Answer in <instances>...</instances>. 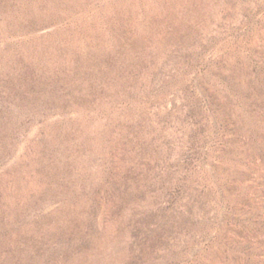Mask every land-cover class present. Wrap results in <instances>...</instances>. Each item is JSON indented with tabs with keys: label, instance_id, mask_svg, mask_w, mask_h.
I'll list each match as a JSON object with an SVG mask.
<instances>
[{
	"label": "rangeland",
	"instance_id": "1",
	"mask_svg": "<svg viewBox=\"0 0 264 264\" xmlns=\"http://www.w3.org/2000/svg\"><path fill=\"white\" fill-rule=\"evenodd\" d=\"M0 264H264V0H0Z\"/></svg>",
	"mask_w": 264,
	"mask_h": 264
}]
</instances>
